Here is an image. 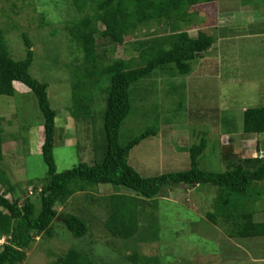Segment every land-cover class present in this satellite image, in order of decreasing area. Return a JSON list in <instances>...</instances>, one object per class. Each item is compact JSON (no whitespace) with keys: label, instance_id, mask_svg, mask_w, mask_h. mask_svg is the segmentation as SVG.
I'll list each match as a JSON object with an SVG mask.
<instances>
[{"label":"rangeland","instance_id":"374dc122","mask_svg":"<svg viewBox=\"0 0 264 264\" xmlns=\"http://www.w3.org/2000/svg\"><path fill=\"white\" fill-rule=\"evenodd\" d=\"M252 3L262 6V0L200 2L172 14L169 22L139 27L126 36L123 45L116 46L102 34L105 27L99 24L98 50L107 64L114 59L138 58L140 43L180 31L196 38L202 30L215 38L211 49L192 63L191 74L158 69L132 90V111L120 129V143L126 145L148 129H160L157 136L130 153V166L143 178L190 170V150L203 140L207 149L199 159V168L205 172L230 169L232 163L223 159L229 146L236 155L246 156L240 149L244 113L264 107V22L251 15L240 18L233 14ZM220 10L225 12L222 17ZM81 17L71 0H0V25L11 57L26 59V35L35 53L30 73L49 85V100L57 112L54 155L60 173L80 164L101 163L106 144L108 81L96 88L93 82L90 111H70L73 69L80 66L83 55L66 27ZM14 86V96H0L4 142L0 163L17 186L8 199L23 205L24 199L30 198L39 212L48 172L41 153L44 117L34 93L21 83ZM262 185H253L251 198L244 200L241 209L264 214ZM5 190L0 185V193ZM115 194L137 196L121 186L99 185L77 193L63 207L58 205L59 212L84 219L89 233L76 238L63 223L54 222L53 236H37L23 264H56L70 250L81 252L93 264H140L131 256L155 264H264V238H232L223 217L218 216L217 224L209 218L217 211L218 189L213 185L169 186L153 200H141L138 233L130 239L113 237L105 228L110 216L105 200ZM6 241L0 238V250Z\"/></svg>","mask_w":264,"mask_h":264},{"label":"trees","instance_id":"16d2710c","mask_svg":"<svg viewBox=\"0 0 264 264\" xmlns=\"http://www.w3.org/2000/svg\"><path fill=\"white\" fill-rule=\"evenodd\" d=\"M71 1L82 17L70 22L66 31L73 43L77 44L83 60L77 69H73L74 103L70 111H90L94 101L91 91L93 82L96 88L108 81L104 158L101 163L92 166L80 164L71 170L58 172L54 155L57 112L49 100V85L35 79L30 73L35 57L31 40L23 36L27 56L25 60L16 61L10 55L0 25V96H14L15 83L23 84L36 96L44 117L41 153L48 169L40 192L41 209L37 212V206L30 198L24 199L23 205L19 200L8 199L17 186L0 163V185L6 188L4 193H0V238L7 240L0 250V264H23L26 251L37 236H53L54 222L63 223L76 238L85 237L90 231L87 222L74 214L59 212L56 207L67 205L77 193H85L88 188L99 185L121 186L138 196L115 194L105 200L110 210L105 228L119 239H130L138 233L141 200L151 201L169 186L187 185L193 188L208 184L218 189L217 211L209 214L212 222L217 224L218 216L223 217L232 238L264 236V223L256 222L253 212L240 208L245 199L251 198L249 191L253 185L264 182V157L245 160L229 146V153L223 159L232 163L230 169L223 173L205 172L199 168V159L207 149V143L203 140L190 150V170L143 178L130 166V153L149 137L157 136L160 129H148L126 145L120 143V129L132 111V90L137 83L151 77L158 69L172 68L180 75L191 74L192 63L211 49L215 38L204 31H200L196 38L191 37L188 31H180L140 43L138 58L114 59L109 64L104 63L98 50L99 24L105 27L102 34L115 46L123 45L126 36L135 33L141 26L169 22L176 12L185 11L200 2L221 0ZM176 21L180 22L179 19ZM2 122L0 115V160L4 157ZM260 134H264V107L247 109L244 113V136ZM232 202L235 205L230 207ZM131 258L135 259V263L155 264L149 260L141 262L137 256ZM56 264H93V261L77 250H70Z\"/></svg>","mask_w":264,"mask_h":264},{"label":"crops","instance_id":"0c3cea01","mask_svg":"<svg viewBox=\"0 0 264 264\" xmlns=\"http://www.w3.org/2000/svg\"><path fill=\"white\" fill-rule=\"evenodd\" d=\"M253 4V5H252ZM249 7H245V8H239V9H235L234 11L236 12L235 14H233V16H239L240 18H245L247 16H252V18H254V20H258L263 21L264 22V0H262V6L261 8H258L257 5L255 3H252ZM228 7L224 6V8L222 10H225ZM222 10H220L219 15L220 17H222L223 15H225V12H223ZM259 10L258 14H255L254 11ZM233 11V10H232ZM227 14V13H226ZM202 31V30H201ZM242 140L244 141L243 145H241L240 149L241 150H245V155L246 156H242V159L245 160H249V159H261L264 157V134H260V135H255V136H251V137H245L244 134L242 135ZM262 187L264 189V182H262ZM263 193V191H262ZM258 201V200H257ZM263 212H261L262 214ZM254 214V220L258 223H264V214L260 215V214ZM254 238H264V236L262 237H254ZM232 239V238H230ZM238 239H250V238H238ZM252 239V238H251ZM261 262H264V260H261Z\"/></svg>","mask_w":264,"mask_h":264}]
</instances>
